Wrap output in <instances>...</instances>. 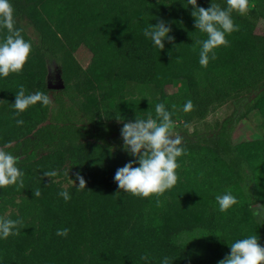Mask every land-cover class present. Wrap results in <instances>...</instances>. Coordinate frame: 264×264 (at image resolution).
<instances>
[{"label": "trees", "instance_id": "obj_1", "mask_svg": "<svg viewBox=\"0 0 264 264\" xmlns=\"http://www.w3.org/2000/svg\"><path fill=\"white\" fill-rule=\"evenodd\" d=\"M216 2L226 7L224 0ZM10 3L14 20L25 17L37 32L43 53L59 60L65 55L80 92L108 87L112 101L122 99L129 85L161 91L184 80L185 91L170 95L169 100L163 94L152 99L146 115L155 119L156 104L164 103L172 120L187 126L203 120L230 97L250 93L251 108L264 128V34H253L255 21L264 19V0H249L246 15L233 12L240 30L226 34L229 46L215 49L216 59L210 58L207 67L199 63L200 46L193 50L195 41L207 36L194 27L188 0ZM210 4L211 0H197L199 7L207 9ZM159 20L171 27L169 35L175 37L174 43L164 41L163 50L144 36V29ZM7 34L0 28V42ZM79 45L92 53L82 76L71 58ZM32 62L28 59L20 73L0 76V130L6 131L18 117L12 104L19 85L26 90L37 78ZM189 99L194 108L185 112ZM35 111L33 105L19 116ZM136 117L147 118L131 120ZM114 119L111 112H104L101 121L89 117L88 129L44 125L6 149L19 157L17 167L24 175L22 188L18 183L7 187L20 197L15 212L5 218L22 219L23 226L19 235L0 238V264H162L165 257L170 264H218L236 240L259 238L248 206L258 200L264 207V133L233 145L222 132L214 140L182 141L187 154L177 158L179 179L159 197L158 207L155 196L136 197L118 188L117 169L135 157L122 146L109 152L104 145L102 133L105 129L111 133L106 123ZM38 148H45L47 158L58 165L66 163L80 173L86 188L78 189V181L77 186L62 189L39 178L27 163ZM246 174L251 184L243 189ZM37 188L39 197L33 193ZM64 190L71 196L67 202L58 195ZM228 191L238 203L221 212L216 196ZM62 228L69 229L67 237L56 235ZM144 255L148 261L141 259Z\"/></svg>", "mask_w": 264, "mask_h": 264}, {"label": "clouds", "instance_id": "obj_2", "mask_svg": "<svg viewBox=\"0 0 264 264\" xmlns=\"http://www.w3.org/2000/svg\"><path fill=\"white\" fill-rule=\"evenodd\" d=\"M224 2L226 7H222L216 0H211L210 6L206 9L197 6V0H188V4L193 9L191 16L195 19L194 27L207 36L202 41H195L193 47L195 51V45L200 46L199 63L202 67H207L210 58L216 59L215 49L229 46L226 34L230 35L240 30V26L233 21V12L243 16L249 11V0H224ZM14 25L13 5L10 0H0V28L6 29L8 33L3 42H0V76L2 77H7L10 73H20L32 52L31 42L26 41L21 30ZM171 31V27L165 21L159 20L157 24H149L144 29V36L149 37L156 47L163 50L165 40L169 43L175 41V37L169 35ZM37 103L48 107L53 102L48 94L39 91L26 94L24 86L19 85L15 102L12 104L15 114L19 116ZM193 108V102L189 99L183 110L190 112ZM155 114V119L149 113L146 119L136 117L135 121L126 123L117 118L123 123L120 130L123 150L135 159L118 168L114 180L120 190L133 196L157 197L156 205L159 207L161 206L159 197L173 188L179 179L177 169L180 165L177 163V158L186 155L187 151L182 147L183 136L175 131L172 113L166 109L164 103L156 104ZM23 123V120H16L18 126ZM9 147L11 144L0 147V188L17 183L22 188L24 173L17 167L19 157L6 151ZM136 164L139 166H134ZM43 175L53 178L59 175V171H47ZM76 180L79 181L78 189L86 188V181L80 173H76ZM33 193L35 197L41 195L38 188L33 190ZM58 195L65 202L71 199L67 190L59 192ZM216 201L221 212L238 203L231 191L217 195ZM22 226V219L12 220L0 216V238L7 239L10 235H19ZM68 232L69 229L62 228L57 230L56 235L67 237ZM230 249V254L218 261V264H264V247L261 246L256 235L236 240L230 245ZM141 259L148 261L149 257L144 255ZM162 264H170L169 258L165 257Z\"/></svg>", "mask_w": 264, "mask_h": 264}, {"label": "rangeland", "instance_id": "obj_3", "mask_svg": "<svg viewBox=\"0 0 264 264\" xmlns=\"http://www.w3.org/2000/svg\"><path fill=\"white\" fill-rule=\"evenodd\" d=\"M14 27L21 30L24 39L32 44V52L28 59L33 61L37 78L33 83L26 85L27 94H33L37 91L43 92L50 96L53 103L48 107H44L40 103L35 104L36 111L33 114L25 118L18 116L6 131L0 130V147L6 144H11L12 147L15 143H19L22 138L31 137L35 129L44 125L59 126L64 123L74 128L88 129L91 126L88 122L90 116L96 118V121H101L104 112H111L115 119L106 123L110 124L111 133L106 134L107 129L102 133L105 139L104 145L111 152L119 146L123 147V140L120 135L123 123L117 118L125 123L133 121L131 119L134 116L146 118L152 99H157L163 94L169 100L170 95L183 92L186 89L184 80L167 85L161 91L152 86L129 85L123 91L122 99H113L112 101H109L110 97L106 92L108 87L102 91L80 92L71 78V70L66 66L67 58L65 55L59 60L43 53L39 47L38 34L25 17L15 19ZM253 34H264V19L260 18L255 21ZM56 49L57 46L55 45L54 50ZM71 58L74 60L80 76H82L90 63L92 53L83 45H79L71 53ZM252 97L253 95L250 93L230 97L203 120L187 126L174 121L175 131L183 136V141L197 139L199 142L214 140L219 132H222L227 135V141L230 145L259 138L264 133V128L258 113L251 108ZM17 119L23 120V125L18 126L16 124ZM85 139L92 141L88 137ZM48 155L49 153L45 148H38L27 161L35 174L44 181L62 189L77 186V172L66 163L58 165L48 159ZM53 170L59 171L57 177L49 178L43 175L44 172ZM250 184V176L246 174L242 188L245 189ZM19 197V195L9 191L7 187L0 188V216L5 217L9 213L15 212V204ZM248 209L257 225L259 243L264 247V207L257 200L250 204Z\"/></svg>", "mask_w": 264, "mask_h": 264}]
</instances>
